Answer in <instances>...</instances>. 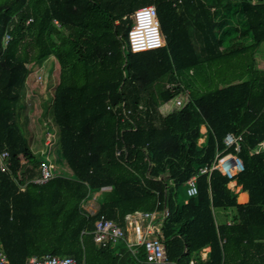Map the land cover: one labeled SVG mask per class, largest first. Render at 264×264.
Here are the masks:
<instances>
[{"label":"trees","instance_id":"16d2710c","mask_svg":"<svg viewBox=\"0 0 264 264\" xmlns=\"http://www.w3.org/2000/svg\"><path fill=\"white\" fill-rule=\"evenodd\" d=\"M149 6L166 46L134 54L133 16ZM262 46L264 0H0V153H9V171L0 170V248L8 264L45 255L148 264L145 250L126 241L97 247L95 224L106 216L126 230L128 215L156 212L172 264H264ZM54 62L59 136L44 154L50 109L38 117L43 138L22 110L31 72ZM189 75L201 76L197 87ZM180 95L182 108L161 112ZM228 134L244 137L245 170L233 181L248 204L220 171L200 175L226 150ZM39 154L56 155L72 175L37 184L47 161ZM194 176L198 195L180 205L178 191ZM94 193L100 208L91 214L83 206ZM220 211L229 223L218 225Z\"/></svg>","mask_w":264,"mask_h":264},{"label":"built area","instance_id":"2783aa9c","mask_svg":"<svg viewBox=\"0 0 264 264\" xmlns=\"http://www.w3.org/2000/svg\"><path fill=\"white\" fill-rule=\"evenodd\" d=\"M134 25L129 32V48L132 53H142L146 51L158 50L166 45L165 37L162 33L161 25L157 17V11L154 6L144 7L136 11L133 16ZM57 24V23H56ZM58 25V24H57ZM11 36L7 35L5 44H8ZM42 82V77H39ZM177 107L183 106L181 98L175 100ZM244 142L243 135L228 134L224 140L226 150L217 154L211 167L201 169L200 175H211L214 171H220L229 180H234L237 175L244 172L245 167L239 154ZM50 139L46 145H50ZM230 149H234L235 153ZM9 153H0V170L9 171L8 165ZM42 177L36 180L37 184H46L53 179L51 167L48 163H42ZM198 176L192 177L187 182V194L190 198L198 195L197 186ZM94 214V213H93ZM169 216L168 210L162 214ZM156 213H136L128 215L127 228H131L134 234V240L129 241L126 231L106 216H101L96 222L94 241L97 247L105 248L111 245L117 246L120 242L126 241L128 247L134 251V248L141 247L145 250L146 262L148 264H172L168 260L167 249L160 238L161 229L156 222ZM138 251V250H137ZM9 260L4 250L0 248V264H8ZM25 264H78L71 257H59L45 255L43 257H31L26 260ZM194 264V262H191Z\"/></svg>","mask_w":264,"mask_h":264},{"label":"rangeland","instance_id":"374dc122","mask_svg":"<svg viewBox=\"0 0 264 264\" xmlns=\"http://www.w3.org/2000/svg\"><path fill=\"white\" fill-rule=\"evenodd\" d=\"M126 47H128L127 43H126ZM255 59H256L255 61H256L257 69H259L261 71H264V46H262L260 48L259 52L255 56ZM55 66H56V63L54 62V66L51 65L49 68L41 69V72H43L44 79H43L42 82H40L39 81V76H38L37 79H36V81H37L36 84H35V82H33L32 79H33L34 76H37L39 73H37V71H32V79H28V83L31 82V84L33 86H31L32 88L30 87V89H27L26 94H25V98H24L26 103H27V105H28V109H26V111L24 109L22 110L24 120L25 119L29 120L28 119V117H29L30 118L29 124L31 123L32 129H34V130H35L34 125L38 124V126H37L38 133L40 134V131L42 130L41 131V136L38 134V137L43 138L44 133H46L48 130L46 129V127H43L44 123L41 120L42 118H38V117H39V115H42L43 117L45 115V117H46V114H45V111H44L45 110V106L48 108V110L50 109V111L48 113V116H49V120L52 122V125L54 127L52 125H50V127H47V128L50 130V134L53 135V137H52V141L53 142L57 141L58 136H59V129H58V127H56V125H55V123L53 121V117H52V114H51V108L52 107L50 105L51 101L53 102V99H54V89L56 88V83H58L57 82L58 76L56 75ZM34 70H36V68H34ZM242 76H244V74H242ZM200 77L201 76H198V75L197 76L189 75L190 81L195 83L196 87H197V82H199V78ZM218 84H219V81H217V80H215L213 84L208 83V85H210L211 88L214 89V90L216 88H218V86H219ZM207 90L208 89H205L204 92H206ZM174 107H176V105H174L172 103L163 105L161 107V112H163L164 114H167ZM48 116L46 117L47 119H48ZM40 125H42V126H40ZM204 141H205V139H201L200 140V144L204 143ZM44 147H46L45 146V142L40 147V149H42ZM35 153H37V152L35 151ZM38 157H41L43 159L46 158V156L40 155V154L38 155ZM46 160H47L46 162H49V161L51 162L50 163L51 171H55V172H59L60 171V172H63L64 175H66V174L69 175V176L72 175V172L66 166V163L64 162L65 163L64 164L61 160L57 159L56 155H55V157L53 159V155L49 154V156H47ZM56 166H58L57 169H55ZM105 190L110 192L112 189L108 188V189H105ZM99 195H100V193H99ZM188 199H189V196L187 194L186 186L180 187V189L178 191V198H177L178 203L180 205H182ZM83 207H85V204H84ZM99 208L97 210H99ZM217 214L219 215V212ZM217 218H219V216H217Z\"/></svg>","mask_w":264,"mask_h":264},{"label":"crops","instance_id":"0c3cea01","mask_svg":"<svg viewBox=\"0 0 264 264\" xmlns=\"http://www.w3.org/2000/svg\"><path fill=\"white\" fill-rule=\"evenodd\" d=\"M31 86H33V85L29 84L27 89H30ZM42 151L44 152V150H42ZM229 188L231 190H233L234 193L238 196V203L239 204L244 205V204L249 203V200H250L249 194L247 192H244L242 190V187L238 186L237 182L231 183L229 185ZM109 189H111V188H109ZM104 190L105 189H103L101 192H109V191H106V190L104 191ZM100 197H101V193H100V195H99V193H94L93 196L85 203L84 209L87 212L92 213V214L93 213L95 214L96 212H98L97 209L100 207V199H99ZM216 215L219 216V218H217L218 225H224L225 223L230 222L226 218V215L224 214V212L220 211L219 215L218 214H216ZM125 231H126L128 240L133 241L134 240V234H133L132 229L129 227L127 228V225H126ZM210 251H211L210 247H208L207 249L204 250V252L202 254L204 260L207 258Z\"/></svg>","mask_w":264,"mask_h":264},{"label":"clouds","instance_id":"9594fccd","mask_svg":"<svg viewBox=\"0 0 264 264\" xmlns=\"http://www.w3.org/2000/svg\"><path fill=\"white\" fill-rule=\"evenodd\" d=\"M30 22H33V20H30L29 22H28V24L30 23ZM56 24V23H55ZM57 25V24H56ZM132 29V28H131ZM130 32V31H129ZM129 35V34H128ZM165 37V36H164ZM165 41H166V39H165ZM129 42V41H128ZM166 46V45H165ZM164 46V47H165ZM163 47V48H164ZM163 48H161V49H163ZM158 50H160V49H158ZM152 51H156V50H152ZM152 51H146V52H152ZM142 53H145V52H142ZM138 54V53H137ZM46 68V66H44V67H41V68H36V70H34L33 69V71H37V73H39L37 76H34L33 77V79H32V72H31V74H30V76H29V78L28 79H32L33 80V82H35V84L37 83V81H36V79H37V77L39 76V77H42V81H43V79H44V77H43V72H41V69H45ZM28 85L29 84H31V82H29V83H27ZM32 85V84H31ZM177 98H181L182 99V101H183V106H184V104H185V101H186V98H184L182 95H180V96H178ZM177 98H175L172 102H170V103H172V104H174V105H176L175 104V100L177 99ZM183 106H181V107H177V108H182ZM49 139H47V141H48ZM51 141V140H50ZM52 144H53V141H51V144L50 145H46V143H45V148H48V150H50V147H52ZM45 148L43 149L44 150V154L46 153V150H45ZM50 153H51V151H50ZM45 163H48L49 165H50V161L49 162H45ZM55 169H57V166L55 167ZM52 174H53V179L55 178V171H52ZM51 181V180H50ZM232 182L231 183H234V182H236V181H233V180H231ZM48 183V182H47ZM230 183V184H231ZM229 184V185H230ZM97 213V212H96ZM92 214V213H91ZM157 220V219H156ZM158 226H159V228L161 229V225H160V223H158ZM162 237V234H160V238ZM162 240V239H161ZM165 245V244H164ZM191 264V263H190Z\"/></svg>","mask_w":264,"mask_h":264}]
</instances>
